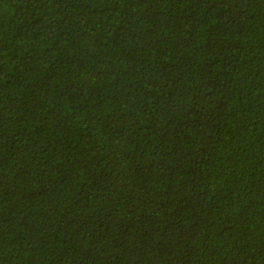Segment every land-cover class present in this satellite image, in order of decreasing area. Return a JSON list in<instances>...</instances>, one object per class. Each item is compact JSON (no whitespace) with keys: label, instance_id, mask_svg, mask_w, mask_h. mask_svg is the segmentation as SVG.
Here are the masks:
<instances>
[{"label":"trees","instance_id":"16d2710c","mask_svg":"<svg viewBox=\"0 0 264 264\" xmlns=\"http://www.w3.org/2000/svg\"><path fill=\"white\" fill-rule=\"evenodd\" d=\"M0 264H264V0H0Z\"/></svg>","mask_w":264,"mask_h":264}]
</instances>
